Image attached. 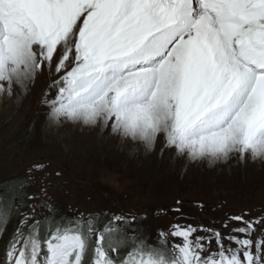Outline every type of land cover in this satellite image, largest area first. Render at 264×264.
Returning a JSON list of instances; mask_svg holds the SVG:
<instances>
[{
  "label": "snow or ice",
  "instance_id": "snow-or-ice-1",
  "mask_svg": "<svg viewBox=\"0 0 264 264\" xmlns=\"http://www.w3.org/2000/svg\"><path fill=\"white\" fill-rule=\"evenodd\" d=\"M45 74L54 124L163 138L193 162L264 160V0H0V93ZM42 167L0 187V264H264V214L153 231L29 193Z\"/></svg>",
  "mask_w": 264,
  "mask_h": 264
},
{
  "label": "rangeland",
  "instance_id": "rangeland-1",
  "mask_svg": "<svg viewBox=\"0 0 264 264\" xmlns=\"http://www.w3.org/2000/svg\"><path fill=\"white\" fill-rule=\"evenodd\" d=\"M45 75L30 94L0 93V183L43 165L32 171L29 193L43 184L69 213L131 210L147 215L153 231L175 222L219 227L231 215L264 214V160L193 162L162 151L161 140L149 150L123 143L110 128L54 124L48 109H38L50 83Z\"/></svg>",
  "mask_w": 264,
  "mask_h": 264
},
{
  "label": "bare ground",
  "instance_id": "bare-ground-1",
  "mask_svg": "<svg viewBox=\"0 0 264 264\" xmlns=\"http://www.w3.org/2000/svg\"><path fill=\"white\" fill-rule=\"evenodd\" d=\"M46 76V75H45ZM41 76H38L37 77V79L35 80V82L34 83H32V84H30V85H28V89H30V91L28 92V94H30V93H32L33 92V90L34 89H36V88H38L40 85H41ZM23 89H21L19 86H15L14 87V90H13V92L15 93V91L17 92V93H20V91H22ZM41 94H43L42 92L40 93V95ZM40 95H39V97H40ZM42 96V95H41ZM44 97V96H43ZM43 97H41L42 99H43ZM37 103H38V105L40 106H38V109H40V110H42V111H45L46 109H48L47 108V106L45 105V104H43L42 103V100L40 99H37ZM62 123H67V122H62ZM49 127V126H48ZM51 127V126H50ZM99 128V127H98ZM97 128V129H98ZM105 129V128H104ZM96 131V130H95ZM112 135L114 136V134L112 133ZM160 140L161 141H163V138H160ZM160 140H158L159 142H160ZM123 143H127V144H129V143H132V144H135L136 145V147L138 148V147H140V146H143V144L142 143H139V142H132V141H129V140H124L123 139ZM124 144V145H125Z\"/></svg>",
  "mask_w": 264,
  "mask_h": 264
},
{
  "label": "trees",
  "instance_id": "trees-1",
  "mask_svg": "<svg viewBox=\"0 0 264 264\" xmlns=\"http://www.w3.org/2000/svg\"><path fill=\"white\" fill-rule=\"evenodd\" d=\"M23 179H26V178H25V177L23 178V177H21V176H15V177H13V178L7 180V181L1 182V183H0V187H2V186H4V185H7V184H9V183H11V182H13V181H20V180H23ZM9 228L11 229V225L9 226Z\"/></svg>",
  "mask_w": 264,
  "mask_h": 264
}]
</instances>
